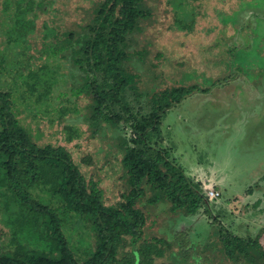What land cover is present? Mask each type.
I'll return each mask as SVG.
<instances>
[{"label":"trees","instance_id":"obj_1","mask_svg":"<svg viewBox=\"0 0 264 264\" xmlns=\"http://www.w3.org/2000/svg\"><path fill=\"white\" fill-rule=\"evenodd\" d=\"M45 1H1L3 9L13 7L7 18L11 22L8 41L26 42L35 30L37 8ZM150 1L91 0L79 8L86 20L76 30L58 33L46 27L44 38L55 40L51 56L59 53L75 72H62L54 61L32 66L28 59L16 69H7L1 64L3 53L0 56V264H174L171 240L161 234L145 236L149 210L140 205L142 199L150 208L167 202L170 212L191 216L201 209L207 212L221 198L208 200L199 181L167 151L152 145L160 119L195 88L171 84L164 77L165 85L149 93L152 81L144 84L143 76L134 71L138 68L131 63L133 55L144 63L151 46L135 42L136 33L153 17ZM156 53L159 59L162 53ZM66 78L72 79L67 85L72 97L90 99L85 110L90 126L96 128L93 133L99 127L104 132L107 127L123 130L128 125L134 135L121 148L120 196L115 202L106 201V188L92 157L75 154L65 144L38 145L15 115L13 92L18 87L27 93V102L45 108L52 88ZM142 83L148 96L143 102ZM69 111L61 106L60 116ZM64 128L66 141L80 137L74 127ZM99 153L109 156L105 149H97ZM3 197L6 203L1 204ZM204 244L196 251L183 245V260L189 264L197 254L199 264H264V246L219 223L210 229ZM211 247L217 250L213 258L207 255Z\"/></svg>","mask_w":264,"mask_h":264},{"label":"rangeland","instance_id":"obj_2","mask_svg":"<svg viewBox=\"0 0 264 264\" xmlns=\"http://www.w3.org/2000/svg\"><path fill=\"white\" fill-rule=\"evenodd\" d=\"M1 1L0 56L3 53V66L16 69L28 59L32 66L54 61L60 64L64 73L76 71L59 53L51 56L54 36L44 38V32L46 27H54L58 33L76 30L77 24L86 20L85 17L82 19L79 8L87 6L91 0H46L41 8H37L34 32L20 45L8 41L6 30L11 22L7 18L13 7L3 9ZM183 2L185 7L181 6L180 0L150 1L153 17L142 27L141 33H136L135 42L140 45L149 42L151 46L144 63L136 55L131 60L138 68L134 71L143 76L144 84L152 81L149 93L165 85L164 77L171 84L195 88L160 119L158 136H153L152 145L167 151L186 174L202 185L220 184L215 188L221 198L216 199L207 212L201 209L191 216L170 212L167 202L155 204L150 212L146 198L142 199L140 205L149 210L145 236L161 234L171 240L174 264H188L181 253L183 245L193 251L205 246L208 232L218 223L224 229L250 236L264 246L263 202L257 201L253 206V199L264 200V0ZM27 16L31 17L32 13ZM44 43L50 47L45 49L48 44L45 46ZM158 51L162 55L156 59ZM66 80L52 88L51 102L45 108L27 102V93L15 86L18 87V91L13 92L15 115L38 145L65 144L74 153L92 157L98 167L95 172L106 188V201L115 202L120 196L117 178L121 148L134 135L128 125L122 131L107 127L103 132L99 127L93 133L95 127L90 126L85 110L90 99L72 97L67 87L72 79ZM141 90L143 102L147 96L143 83ZM61 91L65 94L60 95ZM133 103L138 106L135 99ZM63 105L71 111L60 116ZM65 125L77 129L80 137L66 141ZM100 148L108 150L109 156L97 154ZM212 168L220 169L212 171ZM85 169L90 173L92 167ZM1 173L0 170V176ZM145 190L148 196L147 187ZM4 199L6 197L2 198L1 204L6 203ZM78 222L81 221L76 224ZM216 253L217 250L211 247L207 255L213 258ZM196 257L189 264H199Z\"/></svg>","mask_w":264,"mask_h":264},{"label":"built area","instance_id":"obj_3","mask_svg":"<svg viewBox=\"0 0 264 264\" xmlns=\"http://www.w3.org/2000/svg\"><path fill=\"white\" fill-rule=\"evenodd\" d=\"M206 183L203 184L204 190H206L207 198L208 200H214L217 197L220 196V192L216 190L213 186H209V184L205 185Z\"/></svg>","mask_w":264,"mask_h":264},{"label":"crops","instance_id":"obj_4","mask_svg":"<svg viewBox=\"0 0 264 264\" xmlns=\"http://www.w3.org/2000/svg\"><path fill=\"white\" fill-rule=\"evenodd\" d=\"M217 169H220V168H217ZM217 169H214V168H212V171H214V170H217ZM204 170V169H203ZM203 172V171H202ZM213 174V173H212ZM213 179L214 180H216V176H215V174H213ZM210 184V186H213L214 188H215V186H217V185H220L218 182H216V184H215V182L214 183H209ZM216 189V188H215ZM257 194H258V192H256ZM262 194H264V192H262ZM257 201H262L263 202V205H262V207L264 208V200L262 199V198H256V200L255 199H253V206H256V202ZM256 208V207H255ZM254 208V209H255Z\"/></svg>","mask_w":264,"mask_h":264}]
</instances>
